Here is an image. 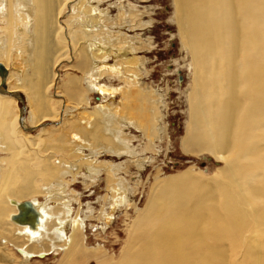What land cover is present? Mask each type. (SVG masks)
I'll return each mask as SVG.
<instances>
[{"label":"bare ground","instance_id":"6f19581e","mask_svg":"<svg viewBox=\"0 0 264 264\" xmlns=\"http://www.w3.org/2000/svg\"><path fill=\"white\" fill-rule=\"evenodd\" d=\"M70 2L0 0L5 83L8 65L15 60L24 72L15 86H0V264H30L35 256L51 253L61 254L59 264H74L88 253L95 255L96 264H264V0H174L175 21L192 68L182 148L190 154L209 152L222 168L211 177L192 168L156 177L147 203L137 208L111 166L96 164L89 156L67 163L73 165L67 174L84 167L90 179L104 168L110 194L108 208L100 214L105 225L117 209L134 207L117 261L100 246L89 250L83 244L85 218L79 211L73 216L72 194L62 173L66 163L56 162V155L71 150L79 157L86 147L92 148L91 157L98 150L126 154L131 149L123 128L128 126L150 133L152 147L161 136V96L139 85L137 59L126 57L137 48L123 31L135 29L136 16L129 15L127 26L123 6L112 20L109 11L99 9L100 0H78L77 14L65 26L62 13L76 10ZM64 57L75 61L71 69L80 74L68 75V97L84 107L79 119L69 120L68 134L43 129L41 123L59 116L47 93ZM105 78H117L123 86H106L101 83ZM16 90L33 104L28 125ZM92 92L121 100L117 105L100 102L87 113ZM151 96L158 101L150 108ZM135 112L148 120L133 117ZM86 114L93 118L85 121ZM36 127H42L36 137L23 133ZM26 202L30 210L22 220Z\"/></svg>","mask_w":264,"mask_h":264},{"label":"rangeland","instance_id":"374dc122","mask_svg":"<svg viewBox=\"0 0 264 264\" xmlns=\"http://www.w3.org/2000/svg\"><path fill=\"white\" fill-rule=\"evenodd\" d=\"M76 2L78 0H72L70 6L74 7L77 4ZM78 6L76 5L77 8H79ZM120 6L124 7L123 11H127V20L130 19L129 15L136 16L134 19V23L136 22L137 25H135V29L126 27L123 31L132 39L130 41L137 48L132 53L133 56L127 54L126 57H135L137 59L136 63L140 66V69L136 70V72H140L138 77L139 85L143 86L142 88L146 89L145 91L156 92L155 94L161 96V102H159L158 106L161 114L160 124L162 129L160 139H155L151 147L147 138L150 133H143L133 126H128L123 128V135L127 146L131 149L127 153L131 155H126L127 153L115 155L107 150L95 148V151L98 150L99 154L91 157L92 148L90 150L85 146L86 148L80 154L82 156L78 157V155L74 154L75 152L71 150L65 152L64 150L63 154L56 155L58 158L56 162L60 158L66 164L80 163L83 160H87L89 156L90 160L96 164L111 166V170H114L113 173L116 177L122 179L129 188L132 204L137 208H143L147 203L151 189L154 187L156 177L160 179L176 175L189 168H192L194 172H202L206 177H211L224 164L209 152H194L190 154L184 152L182 148V139L186 134L189 119L188 93L192 83V68L191 58L186 48L182 45L175 21L174 0H100L99 2V9L109 11L112 20L116 19ZM77 8L74 11L68 8L65 9L60 17V22L65 26H67V23L71 24L72 19L70 18L77 14ZM126 25H131V21L129 20ZM74 62L71 57L70 59L64 57L60 60L59 66H56L55 86L50 89L47 96L50 98V105L54 106L55 112L59 113V116L56 119H43L41 121L43 129L60 130V133L67 132L68 134L69 120L79 119V112L84 107L77 106L75 101L70 99L67 94L68 75L80 76L77 70L71 69V64H74ZM109 62L111 64L113 60ZM128 67L136 68L133 64H129ZM23 73V67L16 60L15 63L10 64V67L8 65L5 83L6 90L15 86L17 83L16 79L21 78ZM101 83L115 88L123 86L117 78H105L101 80ZM18 93L24 101L25 109L22 118L25 124L28 125L33 104H30L24 92L19 90ZM105 99L99 93L92 92L88 97L87 113H92L94 107L100 102L111 103L113 101L114 105H117L121 100V96L116 95ZM150 99L152 101L150 100L148 107L151 108V104H155L158 100L154 96H151ZM16 103L19 108L18 112H20L22 104L18 100ZM88 115H85V121L93 118ZM147 116L144 115L142 118L139 112L133 114V117L145 122L148 120ZM41 129L42 127H36L33 131L22 129L24 131L22 132L36 137L41 132ZM90 143V145L94 144L93 141ZM47 153L50 152L48 151ZM66 164H63L64 170L62 173L66 172L64 182H66L69 195L72 194L73 216L79 211V215L85 218L83 219V244L85 243L86 249L89 250L100 246L106 256H112L114 261H117L127 238V223L135 214L134 207L131 206L128 211H125L124 208L117 209L113 221L109 225H105L100 220V214L102 209L108 208L110 194L107 191L104 168L101 167L102 170L96 176L97 179H90L86 177L87 174H84L86 173L84 167L78 173L74 171V176L71 175L74 173L73 171L67 174L68 170L70 171L73 168V165L67 164L66 166ZM139 164H143V166L141 165L139 168ZM106 196L107 199L104 200ZM39 200L43 201V198L40 197ZM94 258V254L88 253V258L79 256L74 264H96ZM60 260L61 254L51 253L42 258L35 256L31 259L30 264H59Z\"/></svg>","mask_w":264,"mask_h":264},{"label":"water","instance_id":"95a60500","mask_svg":"<svg viewBox=\"0 0 264 264\" xmlns=\"http://www.w3.org/2000/svg\"><path fill=\"white\" fill-rule=\"evenodd\" d=\"M0 77H1L0 86L3 88L4 85H5L6 70H5V68H4V66L2 64H0ZM29 203H27V202L26 203H22V205H21L22 213L19 214V216L22 217V220L28 218L26 213H27V211L30 210ZM30 213H31V211H30ZM18 218L19 217H17V216L14 217L15 220H17Z\"/></svg>","mask_w":264,"mask_h":264}]
</instances>
